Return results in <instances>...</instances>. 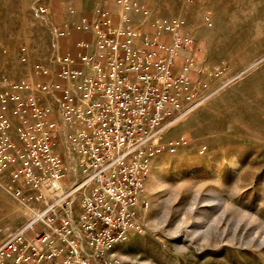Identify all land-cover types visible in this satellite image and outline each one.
I'll list each match as a JSON object with an SVG mask.
<instances>
[{
  "label": "rangeland",
  "instance_id": "rangeland-1",
  "mask_svg": "<svg viewBox=\"0 0 264 264\" xmlns=\"http://www.w3.org/2000/svg\"><path fill=\"white\" fill-rule=\"evenodd\" d=\"M117 1L0 0V89L4 78L31 75L21 61L23 46L32 63L52 68L55 54L73 56L86 40L74 26L102 9L115 11ZM129 1L142 18L138 26L167 47L172 23H182L176 33L193 45L175 52V64L193 65L186 77L193 101L203 102L166 131L141 189L139 229L114 254L124 264H264V0ZM56 29L66 36L57 37ZM180 103L190 105L185 97ZM67 131L63 121L54 138L69 171L65 188L79 179ZM28 218L0 186V244Z\"/></svg>",
  "mask_w": 264,
  "mask_h": 264
},
{
  "label": "built area",
  "instance_id": "built-area-1",
  "mask_svg": "<svg viewBox=\"0 0 264 264\" xmlns=\"http://www.w3.org/2000/svg\"><path fill=\"white\" fill-rule=\"evenodd\" d=\"M137 12L136 4L118 0L115 11L82 19L74 28L91 39L80 41L73 56L55 54L52 68L32 63L23 46L21 61L30 64L31 75L3 79L0 186L29 218L0 244V264H124L114 249L139 227L152 159L174 122L202 103L193 101L189 71L173 60L193 45L176 33L182 23H172L167 47L133 22ZM55 35L66 33L56 29ZM63 121L79 172L69 188L54 142Z\"/></svg>",
  "mask_w": 264,
  "mask_h": 264
},
{
  "label": "bare ground",
  "instance_id": "bare-ground-1",
  "mask_svg": "<svg viewBox=\"0 0 264 264\" xmlns=\"http://www.w3.org/2000/svg\"><path fill=\"white\" fill-rule=\"evenodd\" d=\"M177 54L178 53H175L174 54V57H173V60H174V63H175V58H176V56H177ZM188 62H190L189 60L187 61V63ZM187 63L183 66V68L182 69H184V70H188L189 71V74L191 73V68L187 65ZM190 65H192L191 63H190ZM203 102V101H202ZM197 107H195L194 109H196ZM193 109V110H194ZM193 110H191V111H193ZM191 111H189L188 113H186V114H184V115H188ZM184 115H182V116H184ZM182 116L177 120L178 122H174V124L172 125L173 127H176L179 123H181V122H183L184 121V119H186L185 117H183L182 118ZM75 170V169H74ZM153 176V175H152ZM151 176V177H152ZM147 181H149V180H147ZM145 182H146V180H144V184H145ZM148 184V183H147ZM146 186V185H145ZM49 198H51V197H49ZM25 210V215L27 216L28 215V211L26 210V209H24ZM201 217H198V219L196 220V222H201ZM137 229H139V227L137 228ZM193 233L196 235V236H198L199 234H200V232H199V229H194L193 230Z\"/></svg>",
  "mask_w": 264,
  "mask_h": 264
},
{
  "label": "crops",
  "instance_id": "crops-1",
  "mask_svg": "<svg viewBox=\"0 0 264 264\" xmlns=\"http://www.w3.org/2000/svg\"><path fill=\"white\" fill-rule=\"evenodd\" d=\"M137 15V17H135L136 19H137V26H138V24H139V21H140V19H142V18H140V16H139V14H138V12L136 13ZM85 36H86V38L85 39H91V37H90V35H88V34H85ZM176 65V64H175ZM177 66V65H176ZM178 67V66H177ZM179 68V67H178Z\"/></svg>",
  "mask_w": 264,
  "mask_h": 264
}]
</instances>
